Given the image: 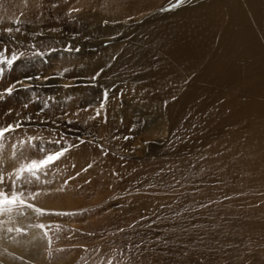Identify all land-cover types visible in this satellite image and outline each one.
Wrapping results in <instances>:
<instances>
[{
    "label": "rangeland",
    "instance_id": "374dc122",
    "mask_svg": "<svg viewBox=\"0 0 264 264\" xmlns=\"http://www.w3.org/2000/svg\"><path fill=\"white\" fill-rule=\"evenodd\" d=\"M221 1L48 0L57 20L39 14L53 24L35 30L29 0H0V58L19 52L0 63V84L29 67V82L0 90L26 119L0 141V187L11 192L8 174L26 160L64 151L39 180L16 182L42 210L41 264H264V113L252 115L251 68L263 73L221 46L264 53V28L255 0ZM233 7L253 42L223 39V23L241 27ZM53 75L60 83L40 97L30 82ZM7 151L16 163L5 173Z\"/></svg>",
    "mask_w": 264,
    "mask_h": 264
},
{
    "label": "bare ground",
    "instance_id": "6f19581e",
    "mask_svg": "<svg viewBox=\"0 0 264 264\" xmlns=\"http://www.w3.org/2000/svg\"><path fill=\"white\" fill-rule=\"evenodd\" d=\"M31 2V7H33L32 11L36 12L35 15V19L33 18L32 21H35L33 24V28H39L40 26L45 27L47 24H53V23H49L47 22L43 15H39V14H46L45 16H48L50 18V20L54 19V21L57 20L58 17V12H57V6H53L51 7V4L46 5L45 3L48 0H29ZM53 1V0H52ZM55 1V0H54ZM57 1V0H56ZM206 1V0H205ZM210 1V0H209ZM221 1V0H220ZM217 2V1H214ZM222 2V1H221ZM228 2V1H227ZM52 3V2H51ZM57 3V2H56ZM47 4V3H46ZM215 4V3H214ZM222 4H224V1L222 2ZM84 5V6H83ZM205 5V4H204ZM208 5V4H206ZM213 5V4H212ZM211 5V6H212ZM220 7H223L222 5H219ZM225 6V5H224ZM46 7H48L47 12H46ZM86 5L83 3H80L78 6H71L70 10H71V14L74 13V11L76 10H81V9H85ZM260 3H258V0L254 1L253 4V11L257 17V21L259 26L263 29L264 26L262 25V23H264V14L263 11L260 9ZM202 8V7H201ZM219 8V7H218ZM124 9V8H123ZM212 9V8H211ZM209 9V11L211 10ZM221 9V8H220ZM214 11V9H212ZM224 10V9H223ZM64 11V10H63ZM62 11V12H63ZM208 11V10H207ZM212 11V12H213ZM77 12V11H76ZM217 12V11H216ZM210 13V12H209ZM209 13L207 15H209ZM215 13V12H214ZM231 13L233 15V17H235L234 19H236L235 21H237L241 27L238 33L235 34H231L229 33V30L227 29V26L225 27V24L223 23L222 28L224 27V30H222L223 33V39H225L224 37H226L227 39H225L227 42L229 43H233V41H243V40H250L251 39V35H250V31H248L250 28L246 27V21L245 18L244 19V15H242L241 11L236 8L233 7V9H231ZM70 14V15H71ZM217 14V13H216ZM247 14V13H246ZM93 15V14H92ZM203 15V14H202ZM219 15V14H218ZM210 16V15H209ZM185 17V16H184ZM191 17V16H190ZM208 17V16H207ZM206 17V18H207ZM225 17V16H224ZM100 19H103V17H98ZM188 18V17H187ZM210 18V17H209ZM190 19V18H189ZM232 19V18H231ZM117 20V19H116ZM127 20V19H126ZM187 20V19H186ZM112 21V20H111ZM128 21V20H127ZM189 21V20H188ZM212 21V20H211ZM214 21V19H213ZM217 21V20H216ZM102 22V21H101ZM113 22V21H112ZM116 23V22H115ZM120 23V22H119ZM185 23V22H184ZM182 23V25L184 24ZM215 23V21H214ZM251 23V22H250ZM222 24V23H221ZM181 25V26H182ZM186 25V24H185ZM210 25V24H209ZM235 25V24H234ZM252 25V23H251ZM122 26V25H121ZM177 26V25H176ZM192 25H189L187 27H185L183 30L184 32H189V28ZM214 26V25H213ZM253 26V25H252ZM118 27V26H116ZM184 27V26H182ZM113 28V27H112ZM234 28V27H233ZM40 29V28H39ZM122 29V27H121ZM254 29V28H253ZM36 30V29H35ZM179 30L181 31V29L179 28ZM206 30V28H205ZM235 30V29H234ZM200 31V30H198ZM54 32H57L54 29ZM128 32V31H127ZM132 32V31H131ZM208 32V31H207ZM109 33V32H108ZM113 33V32H112ZM55 34V33H54ZM130 33L128 32V35ZM187 34V33H186ZM208 35V34H207ZM206 35V36H207ZM218 35V34H217ZM190 38V37H189ZM182 39V38H181ZM193 40V39H192ZM195 41V40H194ZM204 42V41H203ZM207 41H205L206 43ZM253 42V41H252ZM204 43V44H205ZM255 44V43H254ZM187 45V44H186ZM206 45V44H205ZM222 48L224 49L225 54H229L232 57H234V59H237L241 54V51L239 52L238 50H236V48L238 49H242V53L245 54L246 56H248L251 60H253V63H257L259 64V71H261L263 74L258 75L257 69H254L253 67L251 68V71L253 74H255V76H257L258 78H256V81H258V85L257 88L258 90L255 96V108L253 109V114L258 117V115L264 113V53H263V47L259 46V45H221ZM200 48L201 45H189L187 48V54L193 53L197 50V48ZM208 47V46H207ZM207 51V49H206ZM7 56L9 58H12L13 56H15L16 58H19V52L16 49H7L6 51ZM237 53V54H236ZM240 53V54H239ZM206 55V53H204ZM215 63V62H214ZM238 64V63H237ZM97 65V64H96ZM205 66V64H204ZM212 66V65H211ZM208 67V66H207ZM247 67V66H245ZM29 67L26 65H20L19 66V70H12V74L9 77L8 81H2V83L0 84V90L3 92L7 91L8 89L14 90L15 87H19L21 82H29L26 80L27 78V72H28ZM202 69V68H201ZM248 69V68H247ZM232 70L234 73H238V69L236 67H232ZM250 70V69H249ZM246 72V71H245ZM248 72V71H247ZM7 77V76H6ZM13 77L17 78L18 80L15 81L13 79ZM219 77V76H218ZM239 78H242L241 76ZM44 79V78H43ZM214 79V78H213ZM237 79V78H236ZM244 79V78H243ZM248 79V78H247ZM250 79V78H249ZM248 79V80H249ZM253 80V79H252ZM235 80H233L234 82ZM239 81V80H238ZM250 81V80H249ZM33 85H35L34 87L37 88L40 92V97L45 96L46 94H51L52 91L55 89V87H57V85L60 83V79L58 76L53 75L52 77H45L44 81L41 82H35L34 80L32 82ZM236 83V82H235ZM254 83V82H253ZM210 84V83H209ZM208 85V84H207ZM200 86V85H199ZM203 86V85H202ZM236 86V85H235ZM248 86V85H247ZM255 86V87H256ZM5 87V88H4ZM248 88V87H247ZM7 89V90H6ZM254 89V88H253ZM86 90H84L85 92ZM248 91V90H247ZM255 92V91H254ZM1 93V92H0ZM77 93V92H76ZM246 93V92H245ZM248 94V93H247ZM250 94L252 96V91H250ZM39 95V94H38ZM230 95V94H229ZM234 96V95H233ZM248 97V96H247ZM232 99V98H231ZM238 99V98H237ZM223 100V99H222ZM250 100V99H249ZM246 101V106H249V103H252L253 100L250 101ZM8 104L7 105L5 103H0V127H6L5 125L10 124L11 126H13V121H14V117L24 120L25 122V116L23 117V115H25V113L20 109L19 106H14L10 104V101L7 100ZM230 103V102H229ZM239 104V103H238ZM230 105V104H229ZM234 105V104H233ZM236 105V104H235ZM252 105H254L252 103ZM13 106V107H12ZM224 106V105H223ZM251 106V105H250ZM9 107V108H8ZM221 107V106H220ZM219 107V108H220ZM233 107V106H232ZM218 108V109H219ZM223 108V107H222ZM252 108V107H251ZM236 110L240 113H244L249 115V109L246 108L245 110H241L240 107L237 106ZM235 111V110H234ZM235 111V112H237ZM241 116V115H240ZM36 117V116H35ZM227 117V116H226ZM232 117V116H230ZM234 117V116H233ZM243 117V116H241ZM41 119V118H40ZM225 119V118H224ZM257 119V118H256ZM229 120V119H228ZM252 120V119H251ZM222 121V120H221ZM224 121V120H223ZM16 122V120H15ZM262 122V121H261ZM260 122V123H261ZM26 123V122H25ZM247 123V122H246ZM245 123V124H246ZM251 123V122H250ZM264 123V122H263ZM252 124V123H251ZM259 125V124H258ZM250 126V125H249ZM252 127V126H251ZM0 128V129H1ZM9 128V127H8ZM253 128V127H252ZM4 129V128H3ZM256 129V128H255ZM264 130V129H263ZM260 131V130H259ZM255 132V131H254ZM254 134V133H253ZM13 135V137H17V138H21V137H27V135L25 136V134L23 132H11V136ZM2 157V156H1ZM4 160L6 168H4V172L7 173L12 169L11 164H15L16 162L11 160V155L10 153L4 155ZM19 161V160H18ZM4 164V163H3ZM15 168V167H14ZM11 185V184H10ZM3 187V186H2ZM6 191H10L8 187L5 188ZM19 191V190H18ZM27 203H31L33 206H35V203L32 202H27ZM23 213L22 215L19 213ZM39 214H37L36 212H34L31 208H19L17 207L16 209H14V211L11 214H0V264H25V262H29L30 259H32L35 262H39L41 261V254H42V247L43 246V235L40 229V221H39ZM8 229H11V231H9ZM17 229H19V231H17ZM41 264V263H40Z\"/></svg>",
    "mask_w": 264,
    "mask_h": 264
},
{
    "label": "snow or ice",
    "instance_id": "6c2138e0",
    "mask_svg": "<svg viewBox=\"0 0 264 264\" xmlns=\"http://www.w3.org/2000/svg\"><path fill=\"white\" fill-rule=\"evenodd\" d=\"M7 31L11 32L12 29ZM18 31V29H17ZM15 59L13 56L11 59L0 58V63H7L11 65ZM2 71V69H0ZM11 92V89L7 90ZM16 126H9L7 129H0V141L5 137L6 132L14 130ZM64 155V151H56L54 153H48L41 159L26 160L21 164L14 172L8 174V178L12 180L11 192L6 191L3 187H0V214H11L14 209L19 208H31L34 212L42 214V210L34 207L31 203H27L24 197V190L21 186V190H17V181H22L23 184H31L33 179L39 180L40 173L45 172L52 164H54L60 157ZM14 177V178H13ZM4 175H0V185L4 183ZM38 193H29V198H34ZM19 214H23L22 212ZM11 231V229H8ZM19 231V229H17Z\"/></svg>",
    "mask_w": 264,
    "mask_h": 264
}]
</instances>
